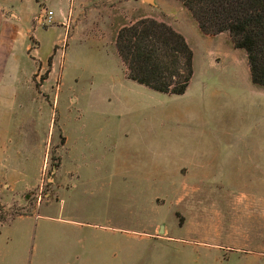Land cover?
Masks as SVG:
<instances>
[{"label":"rangeland","instance_id":"1","mask_svg":"<svg viewBox=\"0 0 264 264\" xmlns=\"http://www.w3.org/2000/svg\"><path fill=\"white\" fill-rule=\"evenodd\" d=\"M83 1L74 35L35 20L21 71L0 85V264H235L229 249L180 227L186 200L170 202L186 196L173 156L212 127L204 83L210 50L228 34L203 36L179 0ZM141 18L168 24L191 47L182 94L128 78L114 37ZM158 218L168 236L148 234Z\"/></svg>","mask_w":264,"mask_h":264},{"label":"crops","instance_id":"2","mask_svg":"<svg viewBox=\"0 0 264 264\" xmlns=\"http://www.w3.org/2000/svg\"><path fill=\"white\" fill-rule=\"evenodd\" d=\"M43 8L53 12L49 28H61L63 36L74 35L88 11L83 0H0V85L21 71L17 56L27 52ZM222 34L228 32L203 36ZM225 36V47L210 50L211 72L204 83L215 110L212 127L191 139L185 156H173L172 179L186 196L170 202L186 200L188 215H182L180 227L205 238L194 242L229 249L235 264H264V87L252 82L246 52ZM156 173L164 183L163 171ZM150 228L153 237L170 233L162 218Z\"/></svg>","mask_w":264,"mask_h":264},{"label":"trees","instance_id":"3","mask_svg":"<svg viewBox=\"0 0 264 264\" xmlns=\"http://www.w3.org/2000/svg\"><path fill=\"white\" fill-rule=\"evenodd\" d=\"M204 34L228 32L247 54L252 82L264 87V0H179ZM114 44L128 78L155 91L182 94L193 76V51L164 22L141 18L120 27Z\"/></svg>","mask_w":264,"mask_h":264},{"label":"built area","instance_id":"4","mask_svg":"<svg viewBox=\"0 0 264 264\" xmlns=\"http://www.w3.org/2000/svg\"><path fill=\"white\" fill-rule=\"evenodd\" d=\"M53 12L51 10L45 11L44 15L42 16V22L50 23L52 21Z\"/></svg>","mask_w":264,"mask_h":264}]
</instances>
